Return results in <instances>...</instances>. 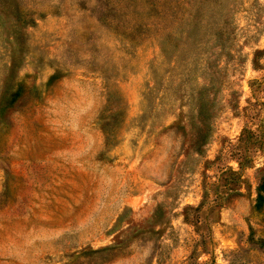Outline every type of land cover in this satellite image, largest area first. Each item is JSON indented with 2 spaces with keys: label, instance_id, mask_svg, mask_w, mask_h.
I'll return each mask as SVG.
<instances>
[{
  "label": "rangeland",
  "instance_id": "1",
  "mask_svg": "<svg viewBox=\"0 0 264 264\" xmlns=\"http://www.w3.org/2000/svg\"><path fill=\"white\" fill-rule=\"evenodd\" d=\"M264 0H0V264H264Z\"/></svg>",
  "mask_w": 264,
  "mask_h": 264
},
{
  "label": "trees",
  "instance_id": "2",
  "mask_svg": "<svg viewBox=\"0 0 264 264\" xmlns=\"http://www.w3.org/2000/svg\"><path fill=\"white\" fill-rule=\"evenodd\" d=\"M257 206H260L264 203V175L262 176L260 183L257 187Z\"/></svg>",
  "mask_w": 264,
  "mask_h": 264
}]
</instances>
